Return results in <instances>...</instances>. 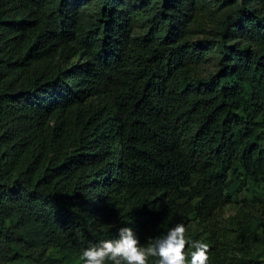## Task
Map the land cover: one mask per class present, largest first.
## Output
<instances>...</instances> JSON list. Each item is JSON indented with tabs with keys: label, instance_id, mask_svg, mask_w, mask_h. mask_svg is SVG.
<instances>
[{
	"label": "trees",
	"instance_id": "obj_1",
	"mask_svg": "<svg viewBox=\"0 0 264 264\" xmlns=\"http://www.w3.org/2000/svg\"><path fill=\"white\" fill-rule=\"evenodd\" d=\"M262 198L264 0H0V264L177 223L264 264Z\"/></svg>",
	"mask_w": 264,
	"mask_h": 264
},
{
	"label": "clouds",
	"instance_id": "obj_2",
	"mask_svg": "<svg viewBox=\"0 0 264 264\" xmlns=\"http://www.w3.org/2000/svg\"><path fill=\"white\" fill-rule=\"evenodd\" d=\"M186 227L177 223L168 232L155 239L148 246H141L140 239L131 227L119 229L118 237L101 241L82 252L83 264H148L150 257H156V264H187L185 249ZM191 264H208L209 245L201 241L192 243Z\"/></svg>",
	"mask_w": 264,
	"mask_h": 264
},
{
	"label": "rangeland",
	"instance_id": "obj_3",
	"mask_svg": "<svg viewBox=\"0 0 264 264\" xmlns=\"http://www.w3.org/2000/svg\"><path fill=\"white\" fill-rule=\"evenodd\" d=\"M211 1L214 2L216 0H211ZM210 64H211V68L212 69H216V67H218L217 66L218 65V61L215 60V59H211ZM257 202L258 203L254 202V204H253L254 210L255 209H259L260 210L262 208L261 206H264V198L257 199ZM247 203H249V202L246 201V204ZM240 204L241 203H239V206H240ZM251 204H252V202H251ZM237 206H238L237 204L226 206L224 208V210L221 212V214H222V220L225 221L226 219H228V217L230 215H233L235 213L236 209H237Z\"/></svg>",
	"mask_w": 264,
	"mask_h": 264
}]
</instances>
